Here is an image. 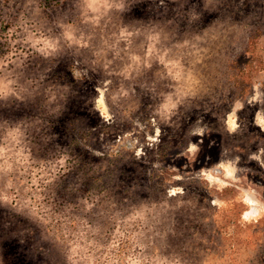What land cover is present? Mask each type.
Listing matches in <instances>:
<instances>
[{"label":"rangeland","instance_id":"obj_1","mask_svg":"<svg viewBox=\"0 0 264 264\" xmlns=\"http://www.w3.org/2000/svg\"><path fill=\"white\" fill-rule=\"evenodd\" d=\"M0 264H264V0H0Z\"/></svg>","mask_w":264,"mask_h":264}]
</instances>
